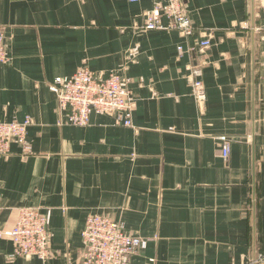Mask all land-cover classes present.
<instances>
[{
  "label": "crops",
  "instance_id": "obj_1",
  "mask_svg": "<svg viewBox=\"0 0 264 264\" xmlns=\"http://www.w3.org/2000/svg\"><path fill=\"white\" fill-rule=\"evenodd\" d=\"M167 2L0 0V121L32 119L29 149L12 142L0 157V228L21 206L51 211L48 256H13L5 236L0 264H80L91 214L147 241L130 264H252L264 252V0H179L191 35L144 28ZM83 66L129 79L132 126L98 113L66 124L48 85Z\"/></svg>",
  "mask_w": 264,
  "mask_h": 264
},
{
  "label": "built area",
  "instance_id": "obj_2",
  "mask_svg": "<svg viewBox=\"0 0 264 264\" xmlns=\"http://www.w3.org/2000/svg\"><path fill=\"white\" fill-rule=\"evenodd\" d=\"M138 2L139 0H129ZM167 19L166 23L162 18ZM143 27L146 29H174L185 36L192 34L190 20L179 0L156 3L146 11ZM4 31L0 28V64L8 60L4 46ZM209 40H202L199 46L205 47ZM181 54L182 46H178ZM190 50H193L191 48ZM192 94L202 102L206 91L202 81L200 66L190 68ZM129 79L116 72L99 74L86 66L78 68L70 76L56 77L48 88L56 94L60 108L65 112L66 124L85 126L92 113L112 114L117 123L132 126L133 97L127 84ZM32 119L0 121V157L10 152V144L18 142L23 151L29 147L26 142L27 128ZM221 155L225 159L229 153V144L221 136ZM51 211L33 206L18 208L16 220L11 228H0V239L10 237L14 244L13 256H36L45 259L48 256L49 219ZM83 252L80 264H130L131 256L147 244L138 236L128 234L123 226L103 214L87 216L81 231ZM252 264H264V252L257 254Z\"/></svg>",
  "mask_w": 264,
  "mask_h": 264
},
{
  "label": "rangeland",
  "instance_id": "obj_3",
  "mask_svg": "<svg viewBox=\"0 0 264 264\" xmlns=\"http://www.w3.org/2000/svg\"><path fill=\"white\" fill-rule=\"evenodd\" d=\"M44 210V209H43ZM104 215V214H103ZM105 216H107V215H105ZM107 217H109L110 219H112V220H114V221H116V222H118V223H120L122 226H123V228H124V230L128 233V234H130L129 232H128V230L126 229V227H125V225L122 223V222H120V221H118V220H115V219H113L112 217H110V216H107ZM130 235H133V234H130ZM135 236H138L139 238H141L142 240H145L143 237H140L139 235H135ZM147 245V244H146ZM146 247V246H145ZM144 247V248H145ZM140 249H142V248H140ZM139 250V249H138Z\"/></svg>",
  "mask_w": 264,
  "mask_h": 264
},
{
  "label": "water",
  "instance_id": "obj_4",
  "mask_svg": "<svg viewBox=\"0 0 264 264\" xmlns=\"http://www.w3.org/2000/svg\"><path fill=\"white\" fill-rule=\"evenodd\" d=\"M254 258V257H253Z\"/></svg>",
  "mask_w": 264,
  "mask_h": 264
}]
</instances>
